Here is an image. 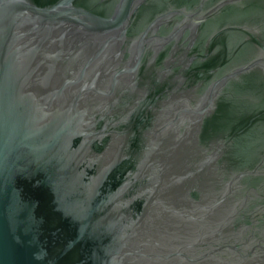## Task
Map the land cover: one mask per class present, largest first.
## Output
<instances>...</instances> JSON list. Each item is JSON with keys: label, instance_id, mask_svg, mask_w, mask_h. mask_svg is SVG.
<instances>
[{"label": "water", "instance_id": "water-1", "mask_svg": "<svg viewBox=\"0 0 264 264\" xmlns=\"http://www.w3.org/2000/svg\"><path fill=\"white\" fill-rule=\"evenodd\" d=\"M0 264H264V0H0Z\"/></svg>", "mask_w": 264, "mask_h": 264}]
</instances>
